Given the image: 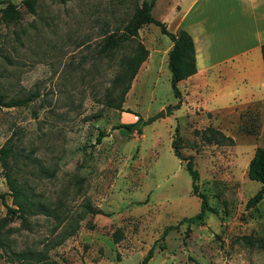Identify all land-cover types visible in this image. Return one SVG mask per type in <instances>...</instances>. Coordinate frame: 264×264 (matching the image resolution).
Masks as SVG:
<instances>
[{
    "label": "rangeland",
    "instance_id": "rangeland-1",
    "mask_svg": "<svg viewBox=\"0 0 264 264\" xmlns=\"http://www.w3.org/2000/svg\"><path fill=\"white\" fill-rule=\"evenodd\" d=\"M142 1L35 0L29 11L22 0H0V95H33L0 107V146L9 141L16 183L47 209L10 211L0 164V264L13 253H40L55 264H138L149 248L146 264H264V193L246 204L260 187L247 178L246 158L264 146L253 110L168 109L175 103L164 65L169 39L154 24L113 51L100 49ZM7 3L18 15L4 12ZM136 42L156 61L133 77L123 110L108 107L104 98ZM160 109L164 116L148 121ZM127 114L140 118V132L112 128ZM207 126L231 144L201 138ZM98 131L105 136L95 144ZM172 137L198 171L197 190L209 207L203 223L185 220L198 212L199 198Z\"/></svg>",
    "mask_w": 264,
    "mask_h": 264
},
{
    "label": "crops",
    "instance_id": "crops-1",
    "mask_svg": "<svg viewBox=\"0 0 264 264\" xmlns=\"http://www.w3.org/2000/svg\"><path fill=\"white\" fill-rule=\"evenodd\" d=\"M154 6L158 14L151 15L168 31L182 28L193 41L195 72L177 82V109L215 112L249 107L264 129V0H155ZM171 44L165 43L164 65ZM153 56L147 54L140 64L147 67L138 68L137 77L150 72ZM125 118L133 122L137 116Z\"/></svg>",
    "mask_w": 264,
    "mask_h": 264
},
{
    "label": "trees",
    "instance_id": "trees-1",
    "mask_svg": "<svg viewBox=\"0 0 264 264\" xmlns=\"http://www.w3.org/2000/svg\"><path fill=\"white\" fill-rule=\"evenodd\" d=\"M34 1L35 0H22V3L25 5L27 10L30 11L32 10ZM154 1L155 0L142 1L140 6L135 9L118 34L111 33L104 37L100 49L101 51L105 52L113 51L120 47L125 41L134 40L137 36L138 29L142 25L151 23L157 26L159 31L166 35L172 43L170 49L167 51L166 67L170 73L169 85L171 92L177 101L167 108L176 109L178 108L180 102V94L177 88V82L195 72L193 41L191 36L184 29L177 28L174 32H170L166 29L165 24L162 21L154 18L151 15L150 10ZM4 12L12 16L18 15L17 9H15L11 3H7L6 7L4 8ZM262 53L264 61V45L262 46ZM147 54L148 50L140 42H136L132 54L123 60L119 73L113 78L110 92L104 98V103L106 106L123 110L121 109V104L123 102L124 95L127 92L130 82L135 76L140 64L146 59ZM32 96L33 95L30 94L23 98L5 99L0 95V107L24 105L31 99ZM135 115L137 116V114ZM139 120L140 118L137 116L136 120L133 122L118 123L112 128L124 130L126 132H140ZM199 133L201 134V138L208 142L223 144H231L232 142V138L230 136L223 134L221 131L211 126L205 127L199 131ZM176 135L177 128L174 127L173 136ZM103 136H105V134L102 131H98L94 138V143H99ZM170 146L173 154L178 159L184 160V167L190 177L191 192L197 195L199 198L198 212L191 217H187L185 220L203 223L205 213L209 207L207 205L205 195L201 192H198L197 190L198 171L194 168L191 156H186L183 158L180 157L176 150L174 137L171 139ZM14 154L13 147L9 141H6L0 146V164L4 170V177L10 190L12 204L15 206L14 209L9 208V210L23 214L35 211L47 213V209H45L43 205L31 201L28 198V195L24 192V188L16 183L14 176L12 175V169L14 170V168L10 162V158H14ZM246 175L248 179L255 180L260 183V187L257 189V191L253 193V195H251L246 201L247 205H254L262 198L264 193V146L257 145L254 147L253 153L247 163ZM84 207L91 213H100L99 209L91 207V205L88 203H85ZM49 214L50 212L48 215ZM51 215L57 217V212L52 211ZM76 227V224L74 226L69 225V231L65 233V235H69L71 232H74ZM172 227V225L165 227L162 231L163 234ZM151 257L152 249L149 248L138 264H146L148 259ZM4 264H55V262L46 259L40 253H37L36 255H31L29 253H13V261H10V263L5 262Z\"/></svg>",
    "mask_w": 264,
    "mask_h": 264
},
{
    "label": "water",
    "instance_id": "water-1",
    "mask_svg": "<svg viewBox=\"0 0 264 264\" xmlns=\"http://www.w3.org/2000/svg\"><path fill=\"white\" fill-rule=\"evenodd\" d=\"M164 116V110L160 109L157 113H155L154 115H152L151 117L148 118V121H152L154 119H157L159 117H163Z\"/></svg>",
    "mask_w": 264,
    "mask_h": 264
}]
</instances>
